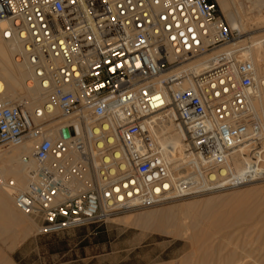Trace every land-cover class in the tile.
Returning <instances> with one entry per match:
<instances>
[{
	"label": "built area",
	"instance_id": "1",
	"mask_svg": "<svg viewBox=\"0 0 264 264\" xmlns=\"http://www.w3.org/2000/svg\"><path fill=\"white\" fill-rule=\"evenodd\" d=\"M0 20L43 97L0 98V148L33 143L26 186H6L39 235L264 181L251 45L215 0H0Z\"/></svg>",
	"mask_w": 264,
	"mask_h": 264
},
{
	"label": "rangeland",
	"instance_id": "2",
	"mask_svg": "<svg viewBox=\"0 0 264 264\" xmlns=\"http://www.w3.org/2000/svg\"><path fill=\"white\" fill-rule=\"evenodd\" d=\"M228 3L229 12L234 13L237 20L246 21L244 23L250 25L242 33L235 29L240 32L237 40L249 43L252 38L264 35V20L254 24L258 18L264 19V0L257 2L228 0ZM217 6L219 14L229 26L228 19L221 14L219 5ZM61 121L65 123L67 120L61 119ZM5 149L0 148V150ZM247 193L249 199L246 196L242 197ZM208 199H221L223 201L220 207L221 212L239 210L237 217L249 218L248 222L244 218L238 219L240 222L236 220L239 223L235 221L233 224V221L214 234L215 237H221L222 241L228 242L221 241L222 248L226 243L225 249L221 248L216 255L222 257L232 251L236 254L245 252L250 257L247 260L251 261L252 258L257 257L259 252V255L264 257V181L162 206L124 212L106 221L86 224L53 235H39L35 223L26 215H22L20 229L22 228L24 232L19 233V228L5 227L7 230L2 231H9L15 239L10 250L5 249L0 240V250L12 264H167L168 262L177 264L181 260L187 264L188 259L191 258V256L188 257L191 254V247L185 237L187 234L172 236L166 232L154 231L150 227H143L136 222V219L146 213L156 214L163 210L177 209ZM120 218H129V221L127 223L118 222ZM259 246L263 251L258 248ZM201 254L198 252L194 255L188 264L201 260ZM263 257L262 261H264Z\"/></svg>",
	"mask_w": 264,
	"mask_h": 264
},
{
	"label": "bare ground",
	"instance_id": "3",
	"mask_svg": "<svg viewBox=\"0 0 264 264\" xmlns=\"http://www.w3.org/2000/svg\"><path fill=\"white\" fill-rule=\"evenodd\" d=\"M251 1L257 2L258 0ZM216 2L222 11L221 14L228 19L230 29H238L241 33L247 30V27L250 26L249 23L246 24L244 23L246 21L237 20L234 13L229 12L230 5L228 0H216ZM262 20L264 19L258 18L254 24H258ZM5 26L6 21L0 20V29ZM263 37L264 35L252 38L249 41L251 45L250 49L243 55L252 61L256 70L257 88L252 104L261 121H264V44H260V39ZM238 43L242 44L245 42L244 40H239ZM16 50L17 46L15 44L3 40L0 37V98L22 102L28 110L40 108L43 103V97L38 88L30 87L26 83L28 71L23 63L15 59L14 53ZM207 57L202 56L192 63L196 72L200 71L205 65ZM67 123L68 121L63 122V124ZM158 132L162 135L164 134L166 141L173 146H180V136L174 131L172 126H162ZM32 147V142H26L17 147L0 150V240L7 250L11 249L15 236L12 233L10 234L9 231L2 230H7L5 227H15L19 228V233H23L24 230L22 228L20 229V224L23 219L22 215L24 214L16 209L11 189L6 186V183L9 180L14 181L17 190H22L26 186L27 167L23 164L22 157L30 156ZM262 147L264 150V144ZM246 161L247 158L237 152L233 158L234 168L237 170L241 169ZM243 196L248 198V193L243 194ZM222 202L221 199H208L198 203L187 204L177 209L163 210L156 214L146 213L138 216L136 222L140 223L143 227H150L154 231L166 232L172 236L187 234L185 237H187L186 240L189 241L191 247V254L188 257L191 256L192 258L198 252L202 253V259L196 260L197 262L193 264H264V261L261 260L263 256H260L259 252L258 255L256 254L257 257L252 258L251 261L247 260L250 257L245 252L236 254L232 251L222 257L216 255L222 248V239L221 237H215L214 234L218 233L223 227L231 224L233 221L234 224L236 220L239 221L238 219L241 220V218H244L247 220L246 222L249 219L248 217L246 219V216L237 217L239 210L237 212L233 209L229 212L226 211V213L221 212L220 207ZM260 220L262 221V219ZM117 221L127 223L129 218H120ZM223 241L227 242L226 240ZM258 248L261 247L259 246ZM261 250L263 251L262 248ZM191 258L188 259V262ZM184 259L187 260L185 257ZM182 261L177 262V264L185 263ZM0 264H12L1 250ZM167 264L173 263L168 262Z\"/></svg>",
	"mask_w": 264,
	"mask_h": 264
},
{
	"label": "water",
	"instance_id": "4",
	"mask_svg": "<svg viewBox=\"0 0 264 264\" xmlns=\"http://www.w3.org/2000/svg\"><path fill=\"white\" fill-rule=\"evenodd\" d=\"M71 132H72L71 129L63 128V129L61 130V135H62V137H63L64 139H67V138H69Z\"/></svg>",
	"mask_w": 264,
	"mask_h": 264
}]
</instances>
